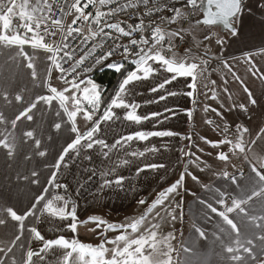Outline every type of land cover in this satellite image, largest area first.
I'll return each instance as SVG.
<instances>
[{
	"label": "snow or ice",
	"instance_id": "6c2138e0",
	"mask_svg": "<svg viewBox=\"0 0 264 264\" xmlns=\"http://www.w3.org/2000/svg\"><path fill=\"white\" fill-rule=\"evenodd\" d=\"M177 2L179 0H171V3ZM111 5H115V7H111ZM103 6H109L107 11L100 10ZM90 7L94 9V12L87 11ZM141 7L144 11L135 16L139 21L135 25H125L122 21L108 22L118 13L128 9L138 10ZM182 8L189 13L188 17L182 16ZM253 9L264 14V0H247V2L246 0H206V3L205 0H183L181 8L170 7L169 0H128L127 3H120L119 0H64L62 9H56L52 0L51 2L50 0H7V2L0 0V55H4V50H8L7 62L11 64L16 61L17 69L22 59L23 67L28 71L29 79L32 81L31 88L22 85L15 92L0 91V100L4 102V107H9L13 103L24 105L11 118L5 115L4 107H0V150L7 154L9 161L14 159L16 149L19 147L15 136L17 128L22 122H33L37 113L43 120L51 115V131L55 133L66 131L70 141L62 147L54 164L45 163L44 165L45 169H54L46 180L48 186L41 183V172L35 167L29 168L27 173L16 174L17 183H31L40 191L29 202L30 206L25 209L17 210L13 206H6L3 209L4 215L0 216V227L11 221L15 224L16 230L7 245L3 240H0V264H182L178 250L173 244L176 239L175 231L165 234L162 225L169 220L173 223L178 219L183 220L185 212L182 201L173 202L171 197L179 195V189L185 180V175L188 174L187 169L181 173L179 179L160 191L142 214L138 217L126 218V221L122 223H110L96 214L88 216L85 220H80L77 205L71 200V197L55 194L48 198L49 186L56 189L63 188L65 192L67 191L68 186L56 183V179L57 173L69 153L79 156L82 151L99 147L101 150H108L102 151V155L108 157L113 149H117V146L124 148L132 141L145 142L152 137L180 135L172 130H138L128 135H121L111 144L107 143L104 138H95L102 133V122L116 120L139 125L146 121H155L153 127H156L169 118L168 113L175 115L174 109L167 106L161 111L139 114L138 110L142 104L135 101L132 97V89L128 87L136 82H149L148 91L157 94L155 99L143 101L144 105H148L159 104L169 97L180 95L181 93L177 91L167 90L166 86L180 78L189 79L187 83L189 90L186 95L191 99L193 105L196 104L198 77H203L210 66V59L206 58L208 51H205L203 56H195L192 54V48H188L183 56H179L175 51L176 45L173 40L177 37L183 39L181 33L185 30L165 32L160 26L161 24H175L178 19H191L192 14H198L200 18L195 19L196 25H220L223 30H226L227 36L238 41L244 31L243 15L245 10L250 13ZM13 11H16L17 14L12 15ZM57 11H59V15L55 14ZM164 11H169L172 15L167 17L161 15L159 22L149 19L147 24L145 23V16L151 17ZM67 17H72L70 23L67 22ZM14 19H18L20 23L15 24ZM84 22H90L86 29L81 26ZM93 25H95V30H93ZM13 28L17 29L14 34H12ZM146 28H151V46L147 50L144 46H148L150 40L144 35H141L139 39L132 38L126 44L119 42L120 36L132 37L134 32L143 33ZM21 29L25 33L24 35H21ZM85 32H87L86 35ZM113 32L118 35L114 36ZM29 33L31 36L28 35ZM213 37L219 47L226 43L225 38L216 33L205 34L203 40L211 41ZM77 38H80L78 43H76ZM166 38L167 44L164 43ZM109 40L113 41L112 45L96 55L97 49H104L105 42ZM89 41H94L90 47H88ZM25 45H30L34 50L31 55L25 51ZM132 46L137 47L135 52L132 51ZM204 47L207 49L209 46L205 44ZM11 48H16L17 51L11 52ZM36 50H42L44 53L46 67L41 68L40 71H37V61L40 57L36 54ZM164 51L171 55H164ZM117 54L123 57V60L108 62L106 67L114 69L117 73L125 70V74L102 115L94 119L101 110L103 89L91 78L90 73L96 67L103 66L106 61H109V58ZM259 54L264 55V48L260 49ZM129 57H132L130 62L134 65V69L131 71L125 69V61H128ZM216 58L212 57V59ZM242 59L247 65L246 70L253 78L264 80V73H261L255 65L253 53H243ZM86 62L87 66H85ZM219 63L222 68L231 73L234 80L244 87L248 97L247 103L255 105L256 99L253 98L251 90L244 85L243 79L233 71V65L228 60H220ZM154 64L157 66L154 67ZM54 70L58 72L57 79L62 82L61 88L52 84ZM4 71V67L0 65V76L4 75ZM41 72L44 73L43 78H41ZM16 75H18V71L13 73V82H15ZM157 77L158 82L152 85V79ZM210 84L213 86L210 91H213V98H215V81H210ZM204 87L207 88L208 85L205 84ZM36 90L39 91L31 97L30 102L27 101L25 97ZM224 91L227 92V88ZM41 92L46 94H41ZM69 92H71V96L66 94ZM69 101H71V105H69ZM54 102L58 105L55 109H53ZM38 105H40L39 108ZM231 107L244 112L248 111L245 103H234ZM113 109L125 110L123 116L117 115ZM193 110L187 109V114L191 116ZM212 111H215L218 116L222 115L216 109H212ZM78 116H82L85 121L92 122V127L82 133L77 126ZM207 123L211 124L213 121L209 120ZM221 131L223 138L220 140L213 141L207 137L201 139L214 149L227 146V151L221 150L216 154V159L224 162L225 165L229 163L232 156L242 155L253 178L252 184L245 191L241 184L245 178L243 169L229 172L227 168H224L215 173L218 180L225 182L222 187H216L212 183H202L198 176L192 174V180L201 184L204 192L215 193L209 198L196 197L195 202L206 209L205 219L209 227L206 230L200 225H194L193 231L199 240H203L207 244L210 237L213 240L222 241L221 234L227 235L225 228H231L233 230L232 241L224 245L229 264H243L246 258L253 264H264V251L259 257L252 251L255 241L251 238L241 241L239 225L236 220L237 214H240L248 217L249 222H252L256 228H260L264 224V212L256 215L251 214L255 211L251 208L252 203L264 193V152L255 151L257 141L264 140V128H261L254 138L250 136L249 128L242 124H236L235 132L231 136H229L228 125H225ZM20 135L23 138L21 141L23 144L31 142L32 145V150L24 154L25 161H31L33 156L37 158L48 156L49 149L42 146V139L45 138L43 134L37 135L36 127L22 130ZM246 135L249 136L248 139H245ZM52 139V135L46 137V141ZM185 139L191 140V136H187ZM159 151L160 149L153 145L145 147L141 151H131L129 155L144 157L146 153ZM180 151L184 156L190 158L189 163H196L191 159L194 155L191 153V149L185 151L182 148ZM200 151L202 152L203 149ZM250 152L253 154L252 160L248 159ZM86 158L91 159V157ZM129 162L127 159L120 161L124 165ZM200 163L204 164V168H200V171L209 168L203 161L197 163L198 168ZM165 167L166 165L163 163H148L138 168L137 173L149 169H164ZM114 172L115 168H112L107 172L102 171L100 175L106 177ZM125 180L126 177L122 175L117 176L115 180L103 179L101 188L111 187L113 184L122 187ZM228 184L232 186L231 191L227 188ZM61 202L62 206H60ZM137 203L144 205L146 201L139 199ZM154 210L156 211L154 212ZM153 213L154 215H151V219H149L150 214ZM46 215L61 221L70 220V223L66 224V228L73 234L77 232L78 224L95 223L96 227L90 229L93 232L104 226L103 231L98 233L104 239L98 245L84 243L75 235L72 238H67L61 234L54 239H46L45 235L35 226ZM30 217L33 222L26 228L25 222ZM26 231L27 237L25 236ZM108 231H119V234L109 240L106 236ZM182 235L183 233H181ZM256 239L264 240V233H259ZM33 241H39L40 246L33 248ZM108 244L112 247H107ZM17 248L20 252L19 257L14 254V250ZM53 249H58L59 255L53 252ZM181 249L187 256L194 255V249L186 243L181 244ZM49 255L53 256V260L48 259ZM183 264H207V262L197 258L185 260Z\"/></svg>",
	"mask_w": 264,
	"mask_h": 264
},
{
	"label": "crops",
	"instance_id": "0c3cea01",
	"mask_svg": "<svg viewBox=\"0 0 264 264\" xmlns=\"http://www.w3.org/2000/svg\"><path fill=\"white\" fill-rule=\"evenodd\" d=\"M7 2V0H5ZM247 2V0H246ZM176 8H181L177 6ZM185 10L182 8V15ZM16 11H13L12 15H16ZM172 15L170 12L167 16ZM166 16V17H167ZM72 18V17H71ZM200 18V15H199ZM244 20V31L243 35L238 41H234L233 38L226 35V30L221 31L220 28L212 27L215 29L217 35L225 38L226 43L219 47L215 43V37H213L212 48L206 49L205 44L209 45V41L202 40V35L198 40L203 48L208 53L210 59V66L207 72L200 81V91L197 90L195 95L196 104L193 105L191 99L187 97L186 92L189 90L187 88V83L189 79L180 78L178 81H173L171 85H167V90L177 91L181 93L175 97H169L166 101H161L159 104H148L144 105L143 101L146 99H155L157 94L148 91L149 82H136L134 85H129L128 87L132 89V97L136 102L141 103L142 107L138 110L139 114H146L151 111H161L165 106L174 109L175 115L168 113V119L163 123H160L156 127H153L155 121H146L142 124H135L127 121H109L102 122L101 128L102 133L98 134L95 138H104L107 143L111 144L121 135H128L133 131L138 130H172L179 133V136L174 137H152L149 141L140 142L132 141L129 145L124 148L117 146V149H113L108 157L102 155V151H108L107 149L101 150L99 147H94L92 150L82 151L79 156L75 153H69V156L65 158V162L62 164L59 172L57 173L56 183L61 185H67V191L63 188L56 189L50 187L48 198H51L55 194H63L66 197H71V200L77 205V213L80 220H85L88 216L96 214L102 216L105 220L110 223H122L126 221V218L138 217L142 214L148 205L156 198L157 194L169 187L177 179H179L181 173L184 170V155L180 151L184 146L189 145L192 140L195 141L199 139L198 144L207 145L204 143L202 137H207L209 140H220L223 138L222 129L225 125L229 126V136L233 135L235 132L236 124H242L249 128L250 136L254 138L261 128H264V80L253 78L250 73H248L247 65L243 61V53L251 52L253 53V60L257 68L261 73H264V55L259 54L260 49L264 48V14L258 10H245L243 15ZM14 23L18 24L20 21L14 19ZM194 23V22H193ZM179 30L180 19L177 23L172 24ZM185 31L199 30V34H202V29L192 24L183 29ZM17 29H12V34H14ZM21 35L25 33L21 29ZM185 31L183 33L185 34ZM31 36V33L28 34ZM25 51L30 55L33 53V49L30 45L24 46ZM188 49V48H187ZM16 48H11V52H16ZM185 53V52H184ZM36 54L40 57L37 61V71L41 68L46 67L44 64V53L42 50H36ZM9 55L8 50H4V55H0V65L5 69L4 75L0 76V91L8 90L10 92L17 91L22 85L31 88L32 81L29 79L28 71L23 67L22 59L20 61V66L17 69V62L13 61L11 64L7 62V56ZM179 56L182 54H178ZM212 57H217L212 59ZM228 60L230 64L233 65V71H235L244 81V85L251 90L253 98L256 99L257 103L251 105L247 103L248 97L247 93L244 91V87L233 79L230 72L227 69L221 67L219 61ZM156 67L157 65H153ZM18 71V75L14 77L13 73ZM41 78H43L44 73L41 72ZM58 72L53 71L52 74V84L58 88H61L62 82L57 79ZM170 75V74H168ZM199 78V77H198ZM93 79V78H92ZM210 81H215L214 94L216 97L223 98L219 100L218 104L213 101V86ZM158 82V77L153 78L151 81L152 85ZM207 84L208 87L205 88L204 85ZM227 88V92L224 89ZM198 89V88H197ZM39 90L35 92H30L25 99L30 102L31 97L36 94ZM41 94H46L41 92ZM70 96L69 93H66ZM163 94V93H161ZM207 94V95H206ZM203 97L208 99L204 100L202 106L201 101ZM215 97V98H216ZM127 98V97H126ZM236 103H245L247 105L248 111L244 112L238 108H232L231 106ZM71 105V101H69ZM87 107V105H85ZM0 107H4V102L0 100ZM24 105H16L13 103L9 107H4L5 115L9 118L14 116L18 109L23 108ZM40 105H38V108ZM58 105L54 102L53 109L57 108ZM187 109H194L191 116L187 114ZM205 109H208L207 111ZM216 109L222 113L218 116L215 111ZM119 116H123V109H113ZM163 119V118H161ZM213 121L209 124L207 121ZM51 115L45 120L39 118V113L34 116L33 122H22L19 124L17 131L15 133L16 143L19 147L16 149L15 158L9 161L7 154L0 150V216H3V209L6 206H13L17 210L25 209L30 206L29 202L33 200V197L39 193L40 190L36 186L31 185V183L23 184L17 183L15 176L17 173H27L29 168L35 167L41 172V183L46 184L47 178L51 175L54 169H45L44 165L54 164L63 146H66L68 140V135L66 131L61 133H55L50 129ZM89 121H85L82 116L77 117V126L80 128L81 132L88 130ZM36 127L37 135L43 134L45 139H42V146L49 149L48 156L46 158H37L33 156L31 161L24 160V154L32 150L31 142L29 144H23L20 132L28 128ZM52 135L53 139L51 141H46V137ZM191 136V140L185 139V137ZM249 136L246 135L245 139ZM155 145L160 149L159 152L146 153L144 157H131L129 153L131 151H141L145 147H151ZM223 151H227V146H224ZM256 152H264V140L257 141ZM86 157H91L87 159ZM127 159L130 162L127 165L120 163L121 160ZM248 159H253V154L248 153ZM234 161V167H226L229 172H234L236 169H243L245 172V178L241 181L244 189L249 187V181L252 184V176L248 169V164L242 155H235L231 157L230 161ZM148 163H163L166 165L164 169L158 170H145L137 173V169L142 167L144 164ZM115 168V172L106 177H102L100 173L107 172L110 169ZM119 175L125 176L122 187H117L113 184L111 187H103V179L115 180ZM91 177V179H89ZM83 185V187H81ZM248 185V186H247ZM185 188V186H183ZM196 189L195 185H189L185 194L193 199L190 201L182 202L185 215L183 220H177L176 222L164 223L162 225L163 232L166 234L169 231H175L176 239L173 241L174 246L177 248L180 260L183 264L185 260L202 259L207 262V264H229L227 254L224 251V245L229 244L233 238V230L231 228H225L224 233L221 234V240H213L209 238L208 243L199 240L196 233L193 231L194 225H200L206 230L208 229V224L205 219L206 209H203L201 205L196 203ZM195 193V195H193ZM211 194V192H209ZM191 194V195H190ZM261 195H264L262 193ZM205 198L211 197L210 195L203 196ZM202 197V198H203ZM261 197V196H260ZM260 197L258 199H260ZM264 197V196H263ZM171 197V199H174ZM139 199H144L146 203L144 205H139L137 201ZM256 199V200H258ZM174 202V201H173ZM167 203V201H166ZM185 203V204H184ZM62 206V202L60 203ZM174 206V204H173ZM38 207H40L38 205ZM254 212L252 215L264 212V200L256 203L254 201L251 205ZM159 209V206H158ZM157 209V210H158ZM191 210V211H190ZM156 210H154L155 212ZM151 215L149 219H151ZM237 224L240 230L241 241H246L251 238L255 241V247L252 251L260 256L261 252L264 251V240L256 239L259 233H264V224L260 228L254 227L252 222H249L248 217L237 214L236 217ZM32 218L30 217L28 221L25 222L26 228L31 226ZM69 221H61L58 218L45 216L41 218V221L36 223L35 226L45 235L46 239H54L58 235H65L67 238H72L73 235L76 236L80 241L84 243H91L93 245H98L101 240L104 239L103 236H99L98 233L103 231L102 226L100 229H96L95 232L90 231L94 229L95 223L89 222L87 225H79L75 234L66 228V224ZM16 226L13 222L9 221L3 227H0V240H3L5 245L11 241L12 237L15 235ZM130 231V230H129ZM181 233L183 235L181 236ZM119 231H108L106 236L109 240L113 239ZM28 233L25 232L27 237ZM25 243L27 241L25 240ZM186 243L189 247L194 249L193 256H187V254L181 249V244ZM40 246L39 241H33L32 247L38 248ZM107 247H112L108 244ZM57 255H59L58 249H53ZM14 254L19 257V249L14 250ZM48 259L53 260V256L49 255ZM243 264H253L247 258L243 261Z\"/></svg>",
	"mask_w": 264,
	"mask_h": 264
},
{
	"label": "rangeland",
	"instance_id": "374dc122",
	"mask_svg": "<svg viewBox=\"0 0 264 264\" xmlns=\"http://www.w3.org/2000/svg\"><path fill=\"white\" fill-rule=\"evenodd\" d=\"M197 18H199L198 14H197ZM193 26L194 27L197 26V27H199V29L203 28V30L201 31L202 34H199V30L198 31L192 30L191 32L185 31V35L188 38L190 44L192 45V47H191L192 48V54L195 56H203L204 52L206 50L200 44V41H202L203 39L198 40V38L200 37L199 35H202V38H203L205 34H211V33L215 32V29H213L212 27L203 25V24L196 25L195 21H194V23H192V27ZM213 42H214L213 39L211 41H209V45H210L209 48L210 49L212 48ZM148 47H150V46H147V48ZM208 53H210V51ZM183 55H184V53L180 56H183ZM202 78L203 77L198 78V84H197L198 89L197 90H199V91H200V86L202 87V85L200 84V81H202ZM69 94L71 96V92H69ZM205 99L207 100L208 97L207 98L203 97V100L201 101L202 106L204 104ZM212 99H213L215 104H218L219 100H221L223 98L216 97V98H212ZM198 141H199V139H196L195 141L192 140V142L189 145L184 146L185 151H188L189 149H191V153L194 154L191 157V159L195 160L196 163H189L190 158L188 156H184L185 159H184V170H183V172H185V170L187 169L188 174L185 175V180L179 189V195H176L175 198L172 199L174 202L182 201V202L186 203L187 200L191 201L193 199V197L190 198L191 196L188 197L187 194H185V192H187L186 190L188 189L189 185H193V186L195 185L198 188V189H196V195L194 197L199 196L202 198L205 195H210V196L215 195V193H212V192H211V194L209 192L208 193L204 192L201 188V184L192 180V178H191L192 174H195L196 176H198L202 183H212L216 187H222L225 182L222 180H218L215 176V173H218L219 171H221L222 169H224L226 167H229V168L233 167V163H234L233 160L229 161V163L227 165H225L224 162H221L218 159H216L217 152L223 150L222 148L221 149H214L209 145H200V144H198ZM193 145H195V146L193 147ZM200 149H203V151L201 152ZM197 158H199V159L197 160ZM199 161L206 162L207 165L209 166V168L205 169L204 171H200V168H204V164L200 163L199 168H198L197 163H199ZM250 185H251V181H249V186ZM183 186H185V188ZM227 188H228V190L231 191L232 190L231 184H228ZM247 189H248V187H246L245 191H247ZM263 196L264 195H261L260 199L255 200L256 203L264 200Z\"/></svg>",
	"mask_w": 264,
	"mask_h": 264
},
{
	"label": "built area",
	"instance_id": "2783aa9c",
	"mask_svg": "<svg viewBox=\"0 0 264 264\" xmlns=\"http://www.w3.org/2000/svg\"><path fill=\"white\" fill-rule=\"evenodd\" d=\"M50 2H51V0H50ZM119 2L120 3H127L128 0H119ZM169 3H170V7H175L176 8L177 6H181L182 5L183 0H179V2H177V3H171V0H169ZM52 4L54 5V7L56 9H62L64 7V0H52ZM108 7L109 6H103V7H101L100 10L101 11H107ZM111 7H115V5H111ZM87 11H93L94 12V9L90 7ZM143 11H144L143 7H141L138 10L128 9V10H126L124 12H121V13H118L116 16L110 18L108 20V22H121L122 21V22H124L125 25L126 24L135 25V24H137L139 22L135 18V16L139 15ZM169 13H170L169 11H164V12H162L160 14H154L151 17L145 16L144 17L145 23L147 24L149 19L159 22V17L161 15L166 17ZM55 14L59 15V11H57ZM188 15H189V13L185 10V12H184V14L182 16L183 17H188ZM196 18H197V14H192L191 19H188V18L180 19V27L182 29H186L187 27H189L195 21ZM71 19H72L71 17H67V22L70 23ZM89 23L90 22H84L81 26L86 29L88 27ZM160 26L165 30V32L179 30L178 28H176L172 24H166L165 23V24H161ZM92 27H93V30H95V25H93ZM86 34H87V32H85V35ZM113 35L115 36V35H118V34L113 32ZM141 35H144L145 37L149 38L150 44L148 46H151V39H150L151 38V28H146V30L143 33L134 32L132 37L120 36L119 42L126 44L132 38L139 39ZM181 35L183 36V39H180L179 37H177V38H175L173 40V43L176 45L175 51L177 52V54H183L187 48H191L192 47V45L190 44V42H189L188 38L186 37V35L183 32L181 33ZM79 39L80 38H77L76 43L79 42ZM46 40H47V38H46ZM97 40H98V38H97ZM92 42H94V41H89L88 47L91 46ZM112 43H113V41H111V40L105 42L104 49H97L96 55H99L101 51L107 50L112 45ZM164 43L167 44V38H166ZM144 47H145V49H147V46H144ZM157 47L159 48V46H157ZM136 50H137V47L136 46H132V51L135 52ZM163 54L166 55V56H170L171 55V53H169L167 51H164ZM131 59H132V57H129L128 61L130 62ZM113 60H123V57H121L119 54H117L116 56H114L112 58H109V61H106L105 64L110 62V61H113ZM85 66H87V62H86ZM101 67L102 66L96 67L94 69V71L92 73H90L91 78L101 69Z\"/></svg>",
	"mask_w": 264,
	"mask_h": 264
},
{
	"label": "trees",
	"instance_id": "16d2710c",
	"mask_svg": "<svg viewBox=\"0 0 264 264\" xmlns=\"http://www.w3.org/2000/svg\"><path fill=\"white\" fill-rule=\"evenodd\" d=\"M106 64H104L101 69L92 77L93 80L101 85L103 89L101 110L96 114V117H94V119L102 115L104 108L108 103H110L111 98L115 95V91L118 90V85L122 80L123 75L125 74V70H122L121 73H117L114 69L107 68ZM125 69L127 71H131L134 69V65H132L129 61H125ZM91 127L92 122L89 123L88 129Z\"/></svg>",
	"mask_w": 264,
	"mask_h": 264
},
{
	"label": "water",
	"instance_id": "95a60500",
	"mask_svg": "<svg viewBox=\"0 0 264 264\" xmlns=\"http://www.w3.org/2000/svg\"><path fill=\"white\" fill-rule=\"evenodd\" d=\"M205 3H206V0H205ZM212 27H217V28H220L221 31H225L222 29V26L218 25V26H212Z\"/></svg>",
	"mask_w": 264,
	"mask_h": 264
}]
</instances>
